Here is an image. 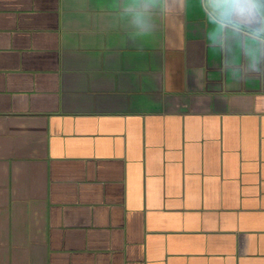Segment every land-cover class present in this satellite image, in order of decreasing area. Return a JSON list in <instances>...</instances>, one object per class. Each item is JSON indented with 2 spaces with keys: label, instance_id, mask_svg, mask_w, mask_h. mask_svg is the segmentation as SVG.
I'll use <instances>...</instances> for the list:
<instances>
[{
  "label": "crops",
  "instance_id": "0c3cea01",
  "mask_svg": "<svg viewBox=\"0 0 264 264\" xmlns=\"http://www.w3.org/2000/svg\"><path fill=\"white\" fill-rule=\"evenodd\" d=\"M226 5L0 0V264H264V35Z\"/></svg>",
  "mask_w": 264,
  "mask_h": 264
},
{
  "label": "water",
  "instance_id": "95a60500",
  "mask_svg": "<svg viewBox=\"0 0 264 264\" xmlns=\"http://www.w3.org/2000/svg\"><path fill=\"white\" fill-rule=\"evenodd\" d=\"M257 15L260 18L259 21V31L264 35V0H250ZM234 0H227L226 9L223 13L219 14L217 17L220 20L228 21L230 13L232 11Z\"/></svg>",
  "mask_w": 264,
  "mask_h": 264
},
{
  "label": "snow or ice",
  "instance_id": "6c2138e0",
  "mask_svg": "<svg viewBox=\"0 0 264 264\" xmlns=\"http://www.w3.org/2000/svg\"><path fill=\"white\" fill-rule=\"evenodd\" d=\"M219 2H221V0H219ZM224 2H227V0H224Z\"/></svg>",
  "mask_w": 264,
  "mask_h": 264
}]
</instances>
